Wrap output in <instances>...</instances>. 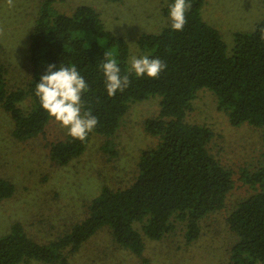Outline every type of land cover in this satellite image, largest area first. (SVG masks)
<instances>
[{
	"label": "trees",
	"instance_id": "obj_1",
	"mask_svg": "<svg viewBox=\"0 0 264 264\" xmlns=\"http://www.w3.org/2000/svg\"><path fill=\"white\" fill-rule=\"evenodd\" d=\"M54 1L46 0L33 31L31 59L36 75L24 88H9L0 45V105L15 121V136L25 140L45 131L52 117L35 96L36 83L49 64L57 69L62 64L75 65L87 82L89 91L82 95L84 110L91 109L98 124L84 141L69 136L51 144L53 161L67 165L81 156L95 132L115 135L130 104L156 94L162 96L161 111L146 121V128L160 142L143 150L139 174L131 186L114 189L105 185L90 202L87 217L54 241L40 243L22 224L15 223L8 234L0 236V264H29L31 259L72 264L70 255L105 226L112 229L121 246L141 256L146 243L137 222L153 239L184 229L186 243L192 244L202 235L209 216L225 208L235 181L233 171L213 153L214 129L189 122L187 116L198 90L208 88L217 94L219 108L232 125L264 127V21L250 32L238 33L230 54L220 31L202 16L204 0H189L192 7L183 31H172L169 24L159 33L140 37L147 56L160 58L167 69L157 79L137 78L128 73L126 38L106 29L100 12L91 5H80L72 15L53 13ZM109 51L121 75L127 73L131 81L124 92L117 91L113 97L108 96L99 69ZM28 97L34 104L25 110L19 102ZM244 178L257 191L228 215L230 227L238 235L229 264L264 263V152L256 173ZM15 190L12 182L0 179V200L12 197Z\"/></svg>",
	"mask_w": 264,
	"mask_h": 264
},
{
	"label": "rangeland",
	"instance_id": "obj_2",
	"mask_svg": "<svg viewBox=\"0 0 264 264\" xmlns=\"http://www.w3.org/2000/svg\"><path fill=\"white\" fill-rule=\"evenodd\" d=\"M173 0H55L53 13L72 15L80 5H91L101 13L106 29L126 38L130 57L147 55L140 37L159 33L170 24L165 8ZM46 0H14L8 7L0 0V45L8 68V86L24 88L33 78L32 34ZM202 16L221 33L232 54L238 33L250 32L264 21V0H204ZM88 32L84 33L86 35ZM162 96L135 101L115 135L93 133L86 151L67 165L52 160L50 146L66 140L68 130L52 118L45 131L22 140L15 136V121L0 105V179L12 182L15 193L0 200V236L15 223L23 225L34 240L46 244L89 214V204L105 185L127 188L137 179L143 150L156 147L160 138L150 133L146 121L160 114ZM33 99L19 102L25 110ZM187 120L210 126L215 131L213 153L233 171L235 186L227 205L209 216L204 231L192 244L186 243L179 228L164 239L148 236L140 229L146 248L143 255L121 246L109 226L100 229L82 248L70 255L72 264H229L238 235L231 229L228 215L244 198L254 194L256 185L245 180L253 176L264 152V127L245 123L234 126L218 105L217 94L198 90ZM29 264H48L38 259ZM264 264V263H258Z\"/></svg>",
	"mask_w": 264,
	"mask_h": 264
},
{
	"label": "clouds",
	"instance_id": "obj_3",
	"mask_svg": "<svg viewBox=\"0 0 264 264\" xmlns=\"http://www.w3.org/2000/svg\"><path fill=\"white\" fill-rule=\"evenodd\" d=\"M8 7H15L14 0H6ZM169 20L172 31H183L186 13L192 5L189 0H173L169 6ZM264 39V29L261 30ZM128 73L135 77L147 76L151 79L159 78L161 72L167 69L166 62L160 58L149 56L131 57ZM104 76V84L109 97L116 95L117 91L124 92L130 86L129 75H121V68L113 54L104 53V60L99 65ZM89 91V86L81 76L75 65L57 66L49 64L46 72L36 83L35 96L48 115L57 121L61 127L68 130V135L73 139L84 141L88 134L98 124V118L92 114L91 109L84 110L82 95Z\"/></svg>",
	"mask_w": 264,
	"mask_h": 264
}]
</instances>
